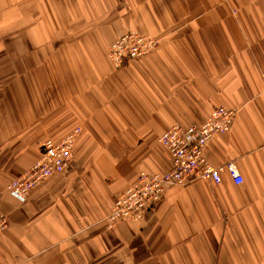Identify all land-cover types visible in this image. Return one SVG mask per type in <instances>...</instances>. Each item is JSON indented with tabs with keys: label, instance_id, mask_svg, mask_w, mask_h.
<instances>
[{
	"label": "crops",
	"instance_id": "1",
	"mask_svg": "<svg viewBox=\"0 0 264 264\" xmlns=\"http://www.w3.org/2000/svg\"><path fill=\"white\" fill-rule=\"evenodd\" d=\"M130 32L160 45L117 70ZM220 107L238 114L205 155L243 183L168 186L110 227L140 174L171 170L160 137ZM76 129L67 172L4 195L0 264H264V0H0V192Z\"/></svg>",
	"mask_w": 264,
	"mask_h": 264
},
{
	"label": "built area",
	"instance_id": "2",
	"mask_svg": "<svg viewBox=\"0 0 264 264\" xmlns=\"http://www.w3.org/2000/svg\"><path fill=\"white\" fill-rule=\"evenodd\" d=\"M159 45L160 41L155 38L130 32L111 43L108 57L120 70L131 61L150 56ZM237 114V110L220 107L203 124L187 128L174 126L167 130L160 137V143L171 156V170L165 174H140L136 184L115 200L107 217L110 227L122 221L141 222L160 201L168 186L185 187L199 181L220 184L224 174H228L235 185H241L244 179L235 162L216 166L205 155L206 148L216 135L232 130ZM80 134L81 129H76L60 142L46 141L40 159L0 192V235L9 227L8 217L1 211L4 195L9 194L25 202L39 185L67 172Z\"/></svg>",
	"mask_w": 264,
	"mask_h": 264
}]
</instances>
